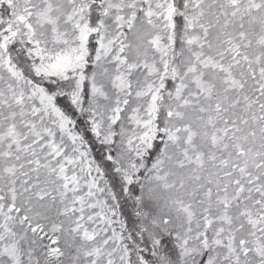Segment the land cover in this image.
<instances>
[{
    "label": "snow or ice",
    "instance_id": "6c2138e0",
    "mask_svg": "<svg viewBox=\"0 0 264 264\" xmlns=\"http://www.w3.org/2000/svg\"><path fill=\"white\" fill-rule=\"evenodd\" d=\"M0 264H264V0H0Z\"/></svg>",
    "mask_w": 264,
    "mask_h": 264
}]
</instances>
